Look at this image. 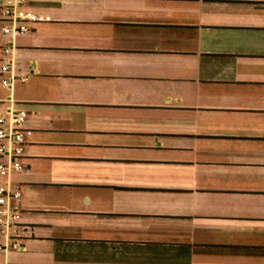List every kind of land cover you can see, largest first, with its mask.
<instances>
[{
    "label": "crops",
    "instance_id": "1",
    "mask_svg": "<svg viewBox=\"0 0 264 264\" xmlns=\"http://www.w3.org/2000/svg\"><path fill=\"white\" fill-rule=\"evenodd\" d=\"M23 9L0 116L32 131L10 177L29 231L0 264H264V0Z\"/></svg>",
    "mask_w": 264,
    "mask_h": 264
},
{
    "label": "built area",
    "instance_id": "2",
    "mask_svg": "<svg viewBox=\"0 0 264 264\" xmlns=\"http://www.w3.org/2000/svg\"><path fill=\"white\" fill-rule=\"evenodd\" d=\"M28 0H1L0 33L4 37L15 38L30 32L29 24L38 18L23 9ZM7 48L5 52L7 53ZM10 66L4 65L1 73H9ZM23 81L27 78L22 79ZM15 76L3 79V87L12 89ZM26 115L23 111L9 106L0 116V238L4 243L0 251H19L22 242L28 237V228L22 224L19 203L22 198L20 189L12 185L10 177L13 173L23 171L22 158L32 131L24 126Z\"/></svg>",
    "mask_w": 264,
    "mask_h": 264
}]
</instances>
